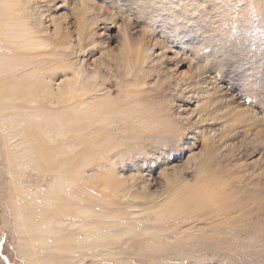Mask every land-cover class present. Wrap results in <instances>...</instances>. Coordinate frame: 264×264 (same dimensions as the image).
Masks as SVG:
<instances>
[{"label": "rangeland", "instance_id": "1", "mask_svg": "<svg viewBox=\"0 0 264 264\" xmlns=\"http://www.w3.org/2000/svg\"><path fill=\"white\" fill-rule=\"evenodd\" d=\"M17 4L62 101L0 100V264H261L264 0Z\"/></svg>", "mask_w": 264, "mask_h": 264}, {"label": "bare ground", "instance_id": "2", "mask_svg": "<svg viewBox=\"0 0 264 264\" xmlns=\"http://www.w3.org/2000/svg\"><path fill=\"white\" fill-rule=\"evenodd\" d=\"M17 3L18 0H0V4L2 6L0 9H10L13 13L21 11L23 12V10H21L23 8L19 7ZM39 15L40 14L38 13H33V11L28 6L25 7L22 18L15 17L12 14L7 15V17L4 19L0 18V100H3V94L7 90L10 95L14 97L20 95L26 97L27 94H34L35 96H41L45 98V100L49 103L57 102L59 104L62 101L61 98L57 97V93H54L52 90V83L50 81L52 80L51 72L53 71L55 61L52 58H47V54H44L42 51V48H47L50 44L49 41L46 42V38H44L43 34L46 32H44L42 28L43 22L40 18L41 15ZM32 25L34 27H32ZM58 35L59 32L57 29L54 36L57 37ZM57 45L55 43L52 45V50L55 52L57 51ZM25 55L28 56V58ZM24 88L27 90V93H25L26 91ZM60 95H62V93ZM106 115L107 116L103 119H108L111 121L115 120L113 116L111 117L109 114ZM125 118L126 117L124 115L122 117H118L116 120L122 125V123L125 122ZM70 126H73V124L69 125V127ZM127 132L129 133V131ZM68 133H70L69 128ZM205 193L206 192H204V194H200L202 195L199 197L201 201L202 199L206 200L207 197H210ZM208 194L210 195V192H208ZM208 202H212L211 199H209ZM206 206V204H203L202 207ZM95 217H97V215ZM51 223L53 224L52 221ZM91 226H93V228H90V231H95V233H97L91 245H94L93 248L95 249L99 247L105 249V242L109 241V235L111 234L109 229H103L104 224L100 221H95V223ZM50 227H48V229ZM81 227L82 231H89L88 225H82ZM52 231L54 232V230ZM100 231L107 232L108 236H101ZM60 233L61 232L58 231V234ZM89 238L90 237L87 239Z\"/></svg>", "mask_w": 264, "mask_h": 264}, {"label": "snow or ice", "instance_id": "3", "mask_svg": "<svg viewBox=\"0 0 264 264\" xmlns=\"http://www.w3.org/2000/svg\"><path fill=\"white\" fill-rule=\"evenodd\" d=\"M261 264H264V259H262V262H261Z\"/></svg>", "mask_w": 264, "mask_h": 264}]
</instances>
